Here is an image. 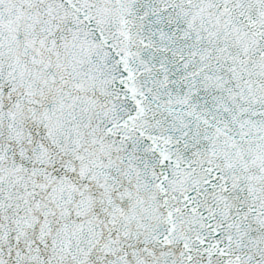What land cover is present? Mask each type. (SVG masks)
Segmentation results:
<instances>
[{"label":"snow or ice","instance_id":"snow-or-ice-1","mask_svg":"<svg viewBox=\"0 0 264 264\" xmlns=\"http://www.w3.org/2000/svg\"><path fill=\"white\" fill-rule=\"evenodd\" d=\"M0 264H264V0H0Z\"/></svg>","mask_w":264,"mask_h":264}]
</instances>
